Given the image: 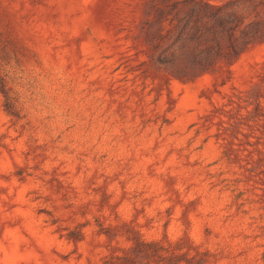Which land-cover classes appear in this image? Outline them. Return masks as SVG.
<instances>
[{"label": "rangeland", "instance_id": "obj_1", "mask_svg": "<svg viewBox=\"0 0 264 264\" xmlns=\"http://www.w3.org/2000/svg\"><path fill=\"white\" fill-rule=\"evenodd\" d=\"M147 1L0 0V264L137 237L264 264V42L181 81L148 61Z\"/></svg>", "mask_w": 264, "mask_h": 264}, {"label": "trees", "instance_id": "obj_2", "mask_svg": "<svg viewBox=\"0 0 264 264\" xmlns=\"http://www.w3.org/2000/svg\"><path fill=\"white\" fill-rule=\"evenodd\" d=\"M142 35L149 63L181 81L230 72L244 51L264 42V0H149ZM181 240L137 237L110 264H188Z\"/></svg>", "mask_w": 264, "mask_h": 264}]
</instances>
